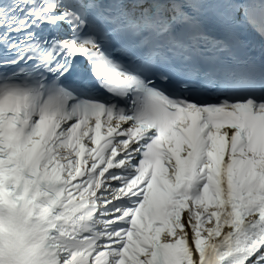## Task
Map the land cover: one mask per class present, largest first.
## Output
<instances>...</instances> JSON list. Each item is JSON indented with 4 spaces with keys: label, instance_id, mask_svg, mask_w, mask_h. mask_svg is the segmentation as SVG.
<instances>
[{
    "label": "snow or ice",
    "instance_id": "snow-or-ice-1",
    "mask_svg": "<svg viewBox=\"0 0 264 264\" xmlns=\"http://www.w3.org/2000/svg\"><path fill=\"white\" fill-rule=\"evenodd\" d=\"M0 264H264V0H0Z\"/></svg>",
    "mask_w": 264,
    "mask_h": 264
},
{
    "label": "bare ground",
    "instance_id": "bare-ground-1",
    "mask_svg": "<svg viewBox=\"0 0 264 264\" xmlns=\"http://www.w3.org/2000/svg\"><path fill=\"white\" fill-rule=\"evenodd\" d=\"M106 129H102V132H104ZM227 158V157H226Z\"/></svg>",
    "mask_w": 264,
    "mask_h": 264
}]
</instances>
